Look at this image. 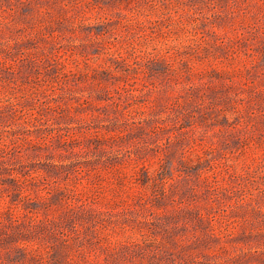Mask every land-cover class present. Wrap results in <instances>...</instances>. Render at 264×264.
Segmentation results:
<instances>
[{
	"label": "rangeland",
	"instance_id": "374dc122",
	"mask_svg": "<svg viewBox=\"0 0 264 264\" xmlns=\"http://www.w3.org/2000/svg\"><path fill=\"white\" fill-rule=\"evenodd\" d=\"M0 264H264V0H0Z\"/></svg>",
	"mask_w": 264,
	"mask_h": 264
}]
</instances>
